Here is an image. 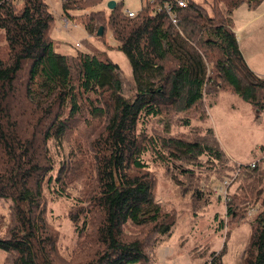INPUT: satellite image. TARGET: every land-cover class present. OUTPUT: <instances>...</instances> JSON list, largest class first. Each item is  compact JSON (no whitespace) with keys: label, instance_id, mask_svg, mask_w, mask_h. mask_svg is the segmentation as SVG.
<instances>
[{"label":"trees","instance_id":"obj_1","mask_svg":"<svg viewBox=\"0 0 264 264\" xmlns=\"http://www.w3.org/2000/svg\"><path fill=\"white\" fill-rule=\"evenodd\" d=\"M59 1L67 17L83 12L79 24L109 48L104 35L110 30L132 81L106 57L56 53L48 38L55 17L46 0H0V200L9 207L7 222L0 217L3 264H155L157 246L151 259L145 244L166 241L175 222L155 202V177L141 157L150 153L173 176L190 179L192 169L180 163L199 166V157L224 163V152L210 129V141L160 139L148 133V124L166 110L196 106L208 85H225L252 107H263L264 79L247 68L226 16L262 0H219L226 17L215 4L211 14L186 0L175 11L176 26L163 10L153 13L156 2L128 17L118 5L108 15L94 10L102 0ZM240 170L226 214L237 218L246 201L259 209L242 254L244 264H264V158ZM48 195L69 202L66 219L79 240L66 257L45 217ZM180 195L188 202L202 197L198 190Z\"/></svg>","mask_w":264,"mask_h":264},{"label":"rangeland","instance_id":"obj_2","mask_svg":"<svg viewBox=\"0 0 264 264\" xmlns=\"http://www.w3.org/2000/svg\"><path fill=\"white\" fill-rule=\"evenodd\" d=\"M102 1L94 10H102L105 15L109 14L107 7L109 2L129 12H138L144 4V0ZM193 1L203 5L208 11L215 4L225 16L224 6L219 0L217 3H214V0ZM46 2L55 17L48 38L56 53L67 56L94 53L99 58L106 57L120 67L124 79L131 83L130 64L125 55L117 49L110 30L107 29L104 35L105 43L110 46L109 48L104 43L101 44L96 32L90 36L79 24V17H83L81 16L83 12L72 11L69 13L70 17H67L61 14L59 0H46ZM232 11L231 26L236 32V40L246 66L258 77L263 78L264 0L255 8L244 4ZM226 16L230 19V15ZM63 19L69 20L68 27L64 26ZM210 86L205 89L201 102L188 111L166 110L148 124L150 128L148 133L152 134V131L160 139L164 136L192 141L204 137L210 141L208 132L210 129L219 149L224 152V163L209 162L206 157H199V166L191 167L186 163H180L182 168L192 169L193 177L190 179L179 174L173 176L172 171L153 159L154 156L150 153L141 157L155 177V202L159 203L164 212H172L175 222L172 234L166 241L159 245L153 242L145 244L149 255L154 246H157L154 250L155 264H209L215 256L222 259V264H244L242 252H245L250 244V224L259 209L253 210L255 207L250 208L249 202L245 200L246 202L239 203L241 205L236 210L240 216L230 218L226 214L228 193L235 194L238 190L239 182L242 180L240 168L250 166L251 163L254 164L264 158V105L256 109L236 94L233 95L225 85L222 89L220 87L217 89L215 85ZM175 164L178 165L177 162ZM173 178L180 183L178 187L173 182ZM226 179L231 180V184L227 190V198L224 199L219 194L218 187H221L222 181ZM179 190L181 191L178 192ZM195 190H198L202 196L199 200L192 201L190 198L191 202H188L185 198H181V192L192 196ZM52 198L46 196L45 217L58 236V253L66 257L72 253L79 237L75 234L70 221L66 219L70 209L67 205L69 202ZM239 199L244 201L245 198L239 197ZM233 206L237 205L233 204ZM8 216V202L0 200V217L7 222ZM220 223L223 228H220ZM127 230L132 233L137 231L131 227ZM4 256L0 251V264H3ZM150 258L152 259L151 255Z\"/></svg>","mask_w":264,"mask_h":264},{"label":"built area","instance_id":"obj_3","mask_svg":"<svg viewBox=\"0 0 264 264\" xmlns=\"http://www.w3.org/2000/svg\"><path fill=\"white\" fill-rule=\"evenodd\" d=\"M145 2H149L150 4L155 3L156 7L153 10V13H159V11H164L165 13H167L170 23L173 26H176L178 24V17H177V13L175 12L176 9L179 8H185L186 7V0H144ZM159 2V3H158ZM158 3V4H157ZM128 17H133L135 16V12L133 11H125L124 12ZM64 21V26L68 27L69 25V20L68 19H63ZM75 25V24H74ZM254 164L251 163L250 167H253ZM231 184V180L226 179L223 180L221 183V187H218V192L219 194H221L222 197L227 198V190L229 188V185ZM256 208H254L253 210H255Z\"/></svg>","mask_w":264,"mask_h":264},{"label":"water","instance_id":"obj_4","mask_svg":"<svg viewBox=\"0 0 264 264\" xmlns=\"http://www.w3.org/2000/svg\"><path fill=\"white\" fill-rule=\"evenodd\" d=\"M107 7H108L109 10H112V9H114V7H115V3H113V2H109V3L107 4ZM98 30H99V32H98V36H101L102 33H103L102 27L99 28Z\"/></svg>","mask_w":264,"mask_h":264},{"label":"crops","instance_id":"obj_5","mask_svg":"<svg viewBox=\"0 0 264 264\" xmlns=\"http://www.w3.org/2000/svg\"><path fill=\"white\" fill-rule=\"evenodd\" d=\"M232 15V14H231ZM230 22H231V25H232V16H230ZM232 30H233V26H232ZM234 32V31H233ZM234 35H235V39H237V37H236V32H234ZM52 39V38H51ZM53 40V39H52ZM237 43H238V41H237ZM238 48H239V45H238ZM240 51V50H239ZM240 54H241V52H240ZM242 55V54H241ZM243 56V55H242ZM244 59V58H243ZM245 61V60H244ZM251 70V69H250ZM252 71V70H251ZM253 72V71H252ZM254 73V72H253ZM255 74V73H254ZM256 75V74H255ZM257 76V75H256ZM258 77V76H257ZM259 79H264V77L263 78H260V77H258Z\"/></svg>","mask_w":264,"mask_h":264}]
</instances>
